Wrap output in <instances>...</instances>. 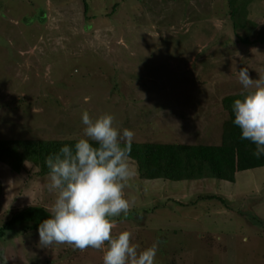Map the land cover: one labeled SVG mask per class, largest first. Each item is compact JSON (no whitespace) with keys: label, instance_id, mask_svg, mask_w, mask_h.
Returning a JSON list of instances; mask_svg holds the SVG:
<instances>
[{"label":"rangeland","instance_id":"1","mask_svg":"<svg viewBox=\"0 0 264 264\" xmlns=\"http://www.w3.org/2000/svg\"><path fill=\"white\" fill-rule=\"evenodd\" d=\"M236 5L234 23L228 0H0V140L76 141L87 110L113 114L132 142L220 145L222 101L246 91L238 71L264 76V1ZM130 167V211L113 236L131 230L141 250L159 240L156 264H264V167L232 183L141 179ZM49 182L30 163L16 173L0 161V228L26 207L48 211ZM0 253L7 264L104 255L42 248L38 230L7 232Z\"/></svg>","mask_w":264,"mask_h":264},{"label":"clouds","instance_id":"2","mask_svg":"<svg viewBox=\"0 0 264 264\" xmlns=\"http://www.w3.org/2000/svg\"><path fill=\"white\" fill-rule=\"evenodd\" d=\"M238 80L246 91L234 101V124L241 130V139L255 145L253 155L259 159L264 155V76L253 80L248 67H243ZM82 123L83 136L74 147L64 145L46 157L47 188L55 193V200L49 218L38 226L39 246L68 244L81 251L102 250L103 264H156L159 240L141 250L132 242L131 230L112 234L116 218L130 211L125 189L134 174L130 167L134 132L121 131L111 113L93 118L85 110ZM0 259L7 264L5 254L0 253Z\"/></svg>","mask_w":264,"mask_h":264},{"label":"trees","instance_id":"3","mask_svg":"<svg viewBox=\"0 0 264 264\" xmlns=\"http://www.w3.org/2000/svg\"><path fill=\"white\" fill-rule=\"evenodd\" d=\"M241 1L250 2L252 0H228L229 17L234 23L236 4ZM241 27L243 24L238 26V28ZM234 29H237L236 24L233 26ZM240 41L246 45L255 44L254 41ZM242 98L241 94H237L223 99L222 105L228 113V119L223 123L222 141L218 146L132 142L130 157L137 164L139 177L169 181L213 178L232 183L238 172L263 168L264 155L259 159L253 155L255 145L249 140L241 139V130L234 124L233 104L236 99ZM76 141L0 140V161L6 163L16 173L20 172L25 163H30L38 168L40 176L49 175L50 170L45 163L46 157L57 153L64 145L74 147ZM46 218H49V212L44 208L26 207L12 215L1 226L0 237L7 232L13 234L14 237L16 232L25 233L38 230L39 224Z\"/></svg>","mask_w":264,"mask_h":264}]
</instances>
